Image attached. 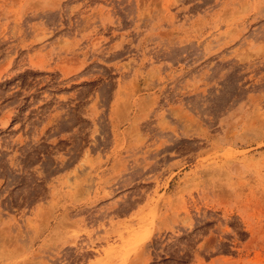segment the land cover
I'll use <instances>...</instances> for the list:
<instances>
[{"label":"rangeland","instance_id":"1","mask_svg":"<svg viewBox=\"0 0 264 264\" xmlns=\"http://www.w3.org/2000/svg\"><path fill=\"white\" fill-rule=\"evenodd\" d=\"M0 264H264V0H0Z\"/></svg>","mask_w":264,"mask_h":264}]
</instances>
